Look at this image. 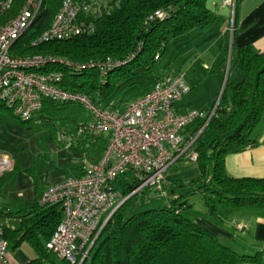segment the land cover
<instances>
[{
  "label": "trees",
  "instance_id": "16d2710c",
  "mask_svg": "<svg viewBox=\"0 0 264 264\" xmlns=\"http://www.w3.org/2000/svg\"><path fill=\"white\" fill-rule=\"evenodd\" d=\"M24 1L13 0L5 16L14 15ZM62 1L43 0L30 32L15 41L11 54L41 55L82 65L76 70L51 63L44 69L61 71L60 84L64 88L89 96L98 106L118 111L146 93L157 79L173 74L162 76L157 72L172 44L212 21L208 0H102L92 14L81 16L92 23L91 33L32 44L33 38L49 25ZM156 11L163 12V18L156 17ZM235 54L242 76L234 83L226 81L214 114L193 144L199 175L190 183L197 185L206 212L212 216L218 214L222 205L231 209L264 208V177H232L225 171V156L252 145L251 133L264 118V51H254L248 44ZM106 57L126 62L105 75L95 66L88 67ZM66 104L70 103L44 99L35 114L51 120ZM0 112L13 114L1 101ZM34 115L29 120H19L29 123ZM87 121L81 125L87 142L77 147L95 154L97 160L108 144L110 133L87 131ZM203 123V119H196L183 132L197 130ZM11 150L12 147L5 149ZM132 179L131 172L117 177L115 188L121 190L122 196L133 188ZM168 186L171 192L178 187L171 180ZM150 191L145 189L141 193L148 197ZM141 193L130 195L112 213L81 264H264L262 252H237L194 222L193 215L187 213L191 205L184 194L172 197L162 207L134 213ZM38 196L23 214L16 212L20 227L15 230L3 227V238L11 248L22 242L32 247L36 256L24 264H59L51 258L45 243L61 219V206H41L37 203ZM11 214L0 209V217Z\"/></svg>",
  "mask_w": 264,
  "mask_h": 264
},
{
  "label": "built area",
  "instance_id": "2783aa9c",
  "mask_svg": "<svg viewBox=\"0 0 264 264\" xmlns=\"http://www.w3.org/2000/svg\"><path fill=\"white\" fill-rule=\"evenodd\" d=\"M101 1L63 0L49 25L33 38L32 44L91 33L92 23L81 16L92 14ZM12 3L13 0H0V101L21 120H29L39 111L44 99L78 104L89 115L87 131L110 133L100 158L85 165L82 174L49 184L37 199L41 206H61V219L46 241V249L69 264H81L109 217L126 198L145 189L164 197L167 191L162 184L168 168L180 159L196 161L193 144L217 104L210 110L191 108L176 112L175 102L189 91L184 74L177 73L157 79L146 93L132 100L122 111L98 106L89 96L64 88L60 84L61 71L44 69L51 63L76 70L82 65L41 55L17 57L11 54L15 41L27 35L43 0H25L14 15L7 17ZM222 4L230 8V31H233L236 0H222ZM154 14L158 18L164 16L161 11ZM125 62L106 57L88 67L95 66L105 75ZM196 119H203V125L184 133L186 125ZM64 137L61 135L59 139ZM11 167L10 158L0 152V176ZM127 172L132 173L134 186L122 196L121 190L115 188L116 179ZM237 227L243 228L242 225ZM8 249L0 223V264H11Z\"/></svg>",
  "mask_w": 264,
  "mask_h": 264
},
{
  "label": "crops",
  "instance_id": "0c3cea01",
  "mask_svg": "<svg viewBox=\"0 0 264 264\" xmlns=\"http://www.w3.org/2000/svg\"><path fill=\"white\" fill-rule=\"evenodd\" d=\"M207 5L212 12V21L172 44L169 52L175 49V54H171L157 70L162 76L167 73L184 74L189 91L175 102L174 108L178 113L191 108L210 110L218 104L226 81L234 83L242 76L240 60L235 54L240 47L249 44L254 51H264V0H236L233 31H230V8L224 6L222 0H208ZM192 89L194 94H190ZM205 89L211 93L198 101L199 94ZM62 107L63 110L59 109L51 120L40 113L34 115L33 121L39 125L37 133L30 129L19 130L18 126L10 134L5 129L0 130V142L1 138L7 142L0 143V151L12 162L11 170L0 176V209L12 212L0 217L2 227L14 230L20 227V217L16 212L23 214L46 186L66 176L82 174L83 167L97 158L95 154L77 147L87 142L81 125L87 121L88 113L80 110L81 106L80 109L73 108L71 104ZM2 113L0 122L5 120V115L16 119L14 114ZM61 135L65 137L59 139ZM251 138L252 145L225 156V171L229 176L264 177V118L255 125ZM7 147L13 150L7 152ZM174 164L165 174L163 183L167 195L164 198L170 190L169 169ZM180 192L174 191L172 197L182 194ZM153 194L156 195L150 191V195ZM223 206H220L223 211L219 210L215 216L202 208L192 218L237 252H262L264 261V208L231 209ZM238 224L245 228L238 229ZM35 256V251L26 242L8 249L11 264H24Z\"/></svg>",
  "mask_w": 264,
  "mask_h": 264
},
{
  "label": "rangeland",
  "instance_id": "374dc122",
  "mask_svg": "<svg viewBox=\"0 0 264 264\" xmlns=\"http://www.w3.org/2000/svg\"><path fill=\"white\" fill-rule=\"evenodd\" d=\"M30 30H31V28H29L27 30V34L30 32ZM171 54H175V49L171 50V52H168V55L162 61V65L167 61L168 57H170ZM234 63H235V61H233V64H231L232 68L234 66ZM239 67H240V64H239ZM240 71H241V69H240ZM188 83H190V82H188ZM194 91L195 90L192 89L190 94H194L195 93ZM210 93H211V90L210 91H208L207 89L203 90L198 96V101L203 99L204 97L206 98V96H209ZM71 105L73 108H78V109L81 108L77 104L72 103ZM80 110H82V108ZM84 113H86L85 110H84ZM0 114L4 115L2 112ZM5 117H6V118H4L5 120H3V122H0V125H1L0 130L5 129L8 134L12 133V129H16L15 126H18L19 130H21V128H23L22 130H24V131L30 129V130H32L33 133H37L39 131L38 130L39 125L37 124V122H35L33 120L29 123H24V122H21L17 117H16V119H15V117L12 118V117L7 116V115H5ZM1 142L4 144L7 143L5 138H1ZM198 175H199V170H198L196 164L192 161L187 160V159H180V160L176 161V163L173 165V167H171L169 169V180L173 181L174 186H178V187H175L173 192L181 190L180 193L184 194L187 197V200L191 205V207H189V209L187 210V213L192 214V215L195 213H200L202 208L204 210H206V207L203 203V199H202L200 193L197 191V185L196 184L193 185L190 183V181L192 179L196 178ZM162 187L164 188V183L162 184ZM173 192L169 191L167 198H164L163 196H157L154 194L149 195V197H147L145 194L141 193L138 197V200L136 201L135 207L133 208V212L138 213L140 211H143L145 209H149L152 207H160V206L162 207L163 205L166 204L167 200L172 198ZM221 209L222 208L219 207V210H221ZM222 211H223V209H222ZM238 225H241V224H238ZM244 228L245 227L243 226L242 229H244ZM50 256L52 259L57 261L59 264H65V262L63 260H61L60 258L55 256L54 254H52Z\"/></svg>",
  "mask_w": 264,
  "mask_h": 264
}]
</instances>
